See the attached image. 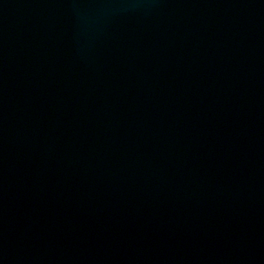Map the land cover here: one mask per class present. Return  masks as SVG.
<instances>
[{
  "label": "water",
  "instance_id": "95a60500",
  "mask_svg": "<svg viewBox=\"0 0 264 264\" xmlns=\"http://www.w3.org/2000/svg\"><path fill=\"white\" fill-rule=\"evenodd\" d=\"M0 264H264V0H0Z\"/></svg>",
  "mask_w": 264,
  "mask_h": 264
}]
</instances>
